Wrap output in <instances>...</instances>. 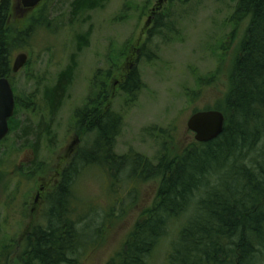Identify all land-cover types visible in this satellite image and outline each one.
<instances>
[{
    "label": "rangeland",
    "instance_id": "374dc122",
    "mask_svg": "<svg viewBox=\"0 0 264 264\" xmlns=\"http://www.w3.org/2000/svg\"><path fill=\"white\" fill-rule=\"evenodd\" d=\"M11 1L14 18L31 14L21 9L19 0ZM71 2H41L36 9L43 5L47 25L34 28L12 55L13 59L25 52L28 58L11 78L16 104L8 121L9 134L0 143V264L6 261V253L8 264H23L16 258L26 231L44 217L50 187L46 183L82 141L76 135L74 112L94 94L96 77L98 84H106L109 108L123 117L114 152H136L155 162L161 154L181 152L194 140L186 126L191 114L214 109L223 100L232 59L247 25V20L236 25L229 21L236 0H106L102 7L75 14ZM163 14L169 15L172 31L155 34V19ZM70 65V84L50 129L34 145V138L20 134L23 122L36 125L43 91L54 86ZM132 67L138 69L143 83L135 100L117 82ZM108 70L112 73L105 82L100 78ZM33 109L37 112L30 116ZM70 148L74 150L69 152ZM35 153L41 163L36 173L26 167ZM16 164L21 168L18 173L11 171ZM118 178L113 182L95 166L80 177L74 196L76 211L90 238L81 264H106L122 248L142 209L154 200L157 180L138 184L132 198L126 174ZM165 244L152 257V264H163Z\"/></svg>",
    "mask_w": 264,
    "mask_h": 264
},
{
    "label": "trees",
    "instance_id": "16d2710c",
    "mask_svg": "<svg viewBox=\"0 0 264 264\" xmlns=\"http://www.w3.org/2000/svg\"><path fill=\"white\" fill-rule=\"evenodd\" d=\"M105 1L72 0L71 11L102 7ZM42 6L25 18H14L13 2L0 0V76L11 75L13 52L34 28L47 25ZM168 20L169 15H158L153 33L171 32ZM242 20L247 25L228 72V88L214 107L223 113L224 126L212 140H192L181 152L161 154L155 162L136 152L115 153L123 117L109 108L106 84L94 79V94L74 112L75 130L83 136L84 145L61 171L49 208L26 231L16 260L81 264L90 238L89 231H84L88 228L81 227L74 196L82 174L95 166L113 182L124 172L131 182L128 193L132 198L138 184L151 179L158 183L154 200L142 209L122 248L106 264H152L165 242L163 264H264V0H236L229 21L236 25ZM72 67L43 91L44 107L38 110L37 124L22 125L20 134L34 138V145L42 132L49 131L70 84ZM111 73L106 71L100 79L107 82ZM120 77L118 87L135 100L143 86L138 69L124 70ZM4 260L8 264L7 253Z\"/></svg>",
    "mask_w": 264,
    "mask_h": 264
},
{
    "label": "water",
    "instance_id": "95a60500",
    "mask_svg": "<svg viewBox=\"0 0 264 264\" xmlns=\"http://www.w3.org/2000/svg\"><path fill=\"white\" fill-rule=\"evenodd\" d=\"M42 0H20L25 9H32ZM27 54L19 52L12 62V72L20 70L27 62ZM14 111V95L7 77H0V140L8 133V118ZM187 128L194 133V140L205 142L217 137L223 130L224 115L217 109L194 112L186 121Z\"/></svg>",
    "mask_w": 264,
    "mask_h": 264
},
{
    "label": "flooded vegetation",
    "instance_id": "af4514ba",
    "mask_svg": "<svg viewBox=\"0 0 264 264\" xmlns=\"http://www.w3.org/2000/svg\"><path fill=\"white\" fill-rule=\"evenodd\" d=\"M12 62V61H11ZM11 68H12V66H11ZM16 73V72H15ZM15 73H11V75L10 76H7V78L9 79V82H10V84H11V86H12V82H11V78L13 77V74H15ZM0 77H4V76H0ZM6 77V76H5ZM41 101H42V99H41ZM15 104H16V98H15V95H14V109H15ZM29 104H31V102L29 103ZM44 106H43V103H42V105H41V109L43 108ZM33 110H35V109H33ZM36 112V111H35ZM35 112H33L32 113V110L30 111V113H32L33 115H35ZM41 113H44V110H42L41 111ZM14 114V113H13ZM32 114H30V116H32ZM13 116V115H12ZM11 116V117H12ZM36 118H37V120L39 119V114H37V116H36ZM54 118V117H53ZM53 118L51 119V121L53 120ZM51 121H50V123H51ZM38 122V121H37ZM37 122H36V124H37ZM24 123H28V122H23V124ZM9 124V123H8ZM10 128V127H9ZM49 128V127H48ZM50 129V128H49ZM10 131V130H9ZM8 134H9V132H8ZM8 134L2 139V140H0V143H2L3 141H5V139L7 138V136H8ZM79 133L78 132H76V135L79 137V135H78ZM41 136H42V133H41V135L39 136V139H38V142H37V144H39V142H40V140H41ZM79 140H80V137H79ZM81 140L82 141H80V145H79V147L78 148H76L75 150L73 149V148H70V151L69 152H72L73 150H74V152L72 153V155L65 161H63V163L60 165V167L58 168V170H56V172L53 174V177L50 179V181L49 182H47L46 184L48 185V187H49V185H50V187H49V190L48 191H46V193H45V206H44V208L43 209H45L44 211L46 212V210L49 208V204H50V201H49V198L51 197V195H52V193H53V191H54V189H55V186H56V184H57V182L59 181V176H60V173H61V171L63 170V168H65L66 166H68L70 163H71V160H72V157H73V155L76 153V151L81 147V146H83L84 145V140H83V138H82V135H81ZM32 141H34V143H35V140L33 139ZM83 143V144H82ZM36 144V145H37ZM41 163H40V161L37 159V157H36V153L35 154H33V158H32V160L30 161V164L28 165V166H26V167H31V172H38L40 169H41V165H40ZM18 169H21V168H19L18 167V165L16 164V165H13V167H12V169H11V171H13V172H15V173H18L19 172V170ZM46 185L44 184V185H41L40 186V189L39 190H42V189H44V187H45ZM45 214V213H44ZM34 224V223H33ZM32 225V224H31Z\"/></svg>",
    "mask_w": 264,
    "mask_h": 264
}]
</instances>
